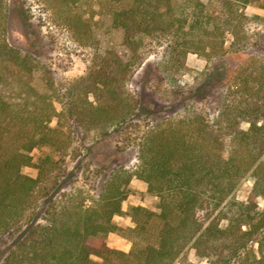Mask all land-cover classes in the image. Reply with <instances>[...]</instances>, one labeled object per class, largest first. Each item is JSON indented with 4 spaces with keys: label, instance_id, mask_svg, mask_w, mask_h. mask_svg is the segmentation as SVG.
<instances>
[{
    "label": "trees",
    "instance_id": "obj_1",
    "mask_svg": "<svg viewBox=\"0 0 264 264\" xmlns=\"http://www.w3.org/2000/svg\"><path fill=\"white\" fill-rule=\"evenodd\" d=\"M48 1L94 53L87 73L58 95L65 102L59 110L51 93L32 84L39 60L9 43V0H0V264H174L187 249L210 264H264V211L256 200L264 196V61L227 89L212 119L192 112L152 124L135 169L114 167L94 191L63 178L73 124L108 134L138 114L129 81L151 42L163 47L158 73L178 85L189 53L223 54L228 33L235 46L245 7L264 8V0ZM110 28L122 29L126 51L105 46ZM41 147L50 150L35 161ZM28 165L35 176L23 172ZM248 173L249 198L228 200ZM134 176L158 197L156 208H124ZM111 232L130 249L110 246Z\"/></svg>",
    "mask_w": 264,
    "mask_h": 264
},
{
    "label": "rangeland",
    "instance_id": "obj_2",
    "mask_svg": "<svg viewBox=\"0 0 264 264\" xmlns=\"http://www.w3.org/2000/svg\"><path fill=\"white\" fill-rule=\"evenodd\" d=\"M9 6V43L22 53L36 56L39 65L33 71L32 84L41 92L51 93L57 108L62 109L65 102L58 95L64 93L72 80L87 73L93 49L73 36L64 23L63 15L52 9L48 0H9ZM85 9L89 10L90 6L87 5ZM245 13L247 18L235 46H230L234 37L228 33L223 54L211 58L195 52L187 55L188 68L178 78L180 86L163 80L158 73L156 65L162 57L163 47L160 43L151 42L146 47L149 52L143 63L134 69L129 81V88L140 100L138 114L125 124L111 128L108 134L73 124L69 128L72 142L63 156L66 171L63 178H67L71 185L89 187L94 191L114 167L135 169L139 143L147 129L158 120L192 112L202 113L207 119L215 117L227 89L240 84L242 77L264 61V8L251 3L245 7ZM122 36V29L110 28L103 40L105 46L126 51L120 45ZM50 83L55 87L53 90ZM52 124L55 125L56 121ZM242 126L247 128L249 122H243ZM49 150L48 147L34 149V160L38 161ZM261 160H264V154ZM22 170L29 175L37 174L34 166H24ZM253 184L254 177L251 173L246 174L228 200L246 201ZM130 187L131 192L124 201L125 209L137 204L156 208L158 197L148 192L143 180L134 176ZM256 200L259 209L264 211V196ZM114 219L124 226L132 224L129 216L116 215ZM221 223L226 225L227 220ZM106 241L110 246L123 250H129L131 246L118 232L109 233ZM253 243L257 246V242ZM93 257L99 259L96 255ZM174 264H210V261L187 249Z\"/></svg>",
    "mask_w": 264,
    "mask_h": 264
}]
</instances>
